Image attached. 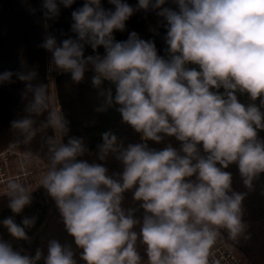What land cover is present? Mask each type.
I'll return each mask as SVG.
<instances>
[{
	"label": "clouds",
	"instance_id": "9594fccd",
	"mask_svg": "<svg viewBox=\"0 0 264 264\" xmlns=\"http://www.w3.org/2000/svg\"><path fill=\"white\" fill-rule=\"evenodd\" d=\"M76 3L41 0L28 9L41 13L45 79L87 84L94 111L114 110L138 139L109 128L93 151L71 134L36 68L22 60L21 70L0 71V86L25 85L22 113L10 122L14 146L40 136L47 163L38 183L71 238L25 248L38 219L25 214L34 195L9 178L0 264H219L224 233L249 238L248 192L234 188L231 169L248 191L264 176V0H107V8L83 0L71 11L72 35L50 31ZM137 13L158 18L150 31L164 29L163 54L134 30L116 38ZM32 162L26 154L21 167Z\"/></svg>",
	"mask_w": 264,
	"mask_h": 264
},
{
	"label": "trees",
	"instance_id": "16d2710c",
	"mask_svg": "<svg viewBox=\"0 0 264 264\" xmlns=\"http://www.w3.org/2000/svg\"><path fill=\"white\" fill-rule=\"evenodd\" d=\"M135 5L137 0H127ZM83 0H77L72 9H62L60 18L55 22H50V31L59 36V31L63 30L68 35L70 33L71 11L81 6ZM104 6L111 7L107 0H103ZM41 0H0V71L21 70V61L25 62L26 68H36L40 78L45 83L46 66L48 64L49 53L38 47L42 42L44 29L39 22L41 13L32 15L28 9L33 7L39 9ZM157 17L155 14L144 13L135 14L127 22V31L117 32L118 40L127 39L129 31H136L144 39H155L157 48L163 54L164 29L159 28V35H154L151 28L157 27ZM91 52L90 49L87 50ZM101 52L103 49L100 50ZM15 79V78H14ZM49 83L50 90L53 91L57 107L61 108L67 118L71 121V134L83 136L94 151L95 146L100 142V133L111 128L119 135L130 140L138 137L127 126L120 123L119 115L110 110L106 114H98L94 107L99 103L95 98V93L87 84L74 85L66 75H54L52 83ZM25 85L17 81L14 84L0 86V152L6 149H14L23 154L31 153L32 161H36L40 166L46 167V150L41 148L40 136L29 145H15L16 136L10 131V122L22 113L23 102L21 92ZM35 162V163H36ZM33 167V164H31ZM109 167H118L114 160L109 161ZM234 174V188L237 191L248 194L244 201L245 216L248 224L249 238L241 239L239 242L232 241L223 235L219 241L232 248L234 253L241 257L246 264H264V176L256 181L252 191H248L242 185L236 169H231ZM34 201L30 208L25 210L27 215H37L35 226L29 231L32 242L21 243L25 248L34 250L36 247L46 244L47 238L55 237L62 241L70 240L64 231L58 212L54 203L46 196L44 190L38 185L33 188V180L30 182ZM11 215L7 208V197H0V219ZM19 220V217H17ZM0 234L7 237L6 230L0 226Z\"/></svg>",
	"mask_w": 264,
	"mask_h": 264
},
{
	"label": "built area",
	"instance_id": "2783aa9c",
	"mask_svg": "<svg viewBox=\"0 0 264 264\" xmlns=\"http://www.w3.org/2000/svg\"><path fill=\"white\" fill-rule=\"evenodd\" d=\"M24 156L25 154L14 149H6L0 152V197H6L5 187L9 178H17L31 189L30 182L35 180L36 176L31 165L21 167ZM13 166H17L19 169L11 172ZM224 235L227 234L224 233ZM215 259L219 261V264H246L230 246L221 242L216 245Z\"/></svg>",
	"mask_w": 264,
	"mask_h": 264
},
{
	"label": "rangeland",
	"instance_id": "374dc122",
	"mask_svg": "<svg viewBox=\"0 0 264 264\" xmlns=\"http://www.w3.org/2000/svg\"><path fill=\"white\" fill-rule=\"evenodd\" d=\"M52 75L54 76L55 73H53ZM52 81H53V80H51L50 83H52ZM51 92H52V94H53V96H54V93H53L52 90H51ZM55 106H57V105H56V100H55ZM35 162H36V161H33V162H32V164H33L32 169H33L34 174H35V176H36V179L33 180V182H34L33 188H34L35 186L37 187V186L39 185V183H38V181H39V177H40L41 173H42L43 170H44V167L40 166L38 162H36V163H35ZM18 169H19V168H18L17 166H13V167L11 168V172H15V171L18 170ZM218 243H219V242H218Z\"/></svg>",
	"mask_w": 264,
	"mask_h": 264
}]
</instances>
